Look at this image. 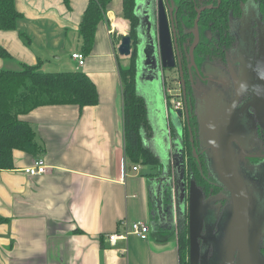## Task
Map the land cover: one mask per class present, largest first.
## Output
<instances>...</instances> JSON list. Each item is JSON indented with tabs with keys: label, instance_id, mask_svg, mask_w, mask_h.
Here are the masks:
<instances>
[{
	"label": "crops",
	"instance_id": "crops-1",
	"mask_svg": "<svg viewBox=\"0 0 264 264\" xmlns=\"http://www.w3.org/2000/svg\"><path fill=\"white\" fill-rule=\"evenodd\" d=\"M88 3L15 0L23 17L16 30L0 29V46L12 60L41 69L51 64L55 71L81 70L99 91L96 105L47 104L21 115L35 127L41 151L35 157L16 152L15 168L0 172V216L6 220L0 222V264H181L164 190L160 212L154 199V170L141 165L133 171L126 156L119 69L125 57L118 44L130 33V20L123 17V0H111L96 28L93 50L79 66L72 54L82 53L79 31ZM9 60L0 58V70ZM142 95L154 132L158 108L168 102L164 93ZM142 141L152 150L149 136L143 134ZM38 157L47 163V172L27 175L23 169ZM182 217H187L186 209ZM123 220L147 222L149 238L130 234L127 240L110 242Z\"/></svg>",
	"mask_w": 264,
	"mask_h": 264
},
{
	"label": "flooded vegetation",
	"instance_id": "flooded-vegetation-1",
	"mask_svg": "<svg viewBox=\"0 0 264 264\" xmlns=\"http://www.w3.org/2000/svg\"><path fill=\"white\" fill-rule=\"evenodd\" d=\"M174 1L177 7H180V1ZM187 1L188 7H194L195 14L192 15V10L181 7L179 14L183 16L188 29L194 27L199 16L198 11L203 8L199 19L200 44L194 52L199 71L192 69L191 74L184 70L183 83L180 73L174 70L168 85V74L164 70L163 93L167 101L169 87L176 89L182 101L180 110L183 115L184 134L181 139L185 144L187 186L189 190L190 182L194 180L202 194L201 214L204 220L199 237V250L195 255L196 262L219 264L221 249H216L215 234L222 221L229 215L233 204L228 189L222 185L217 171L213 169L211 150L202 144L210 139V126L215 118L219 116L218 122L222 123L224 113L232 104L237 89L243 87L244 93L233 112L236 128L233 156L243 182L256 201L251 218L261 236L259 255L264 264V0ZM208 12H214L216 19L208 18L203 22L202 18H207ZM216 21H222L221 25L216 26ZM186 39L190 48L194 41L193 32L188 33ZM133 45L136 49L135 43ZM145 83L136 85L140 86L142 92L146 91V95L156 96ZM187 110L191 115L190 119L187 117ZM168 130L170 138L176 139L177 131L171 126ZM150 141L151 145H154L151 151L161 163L160 149L153 135ZM253 158L259 161L254 162ZM191 159V163L194 162L193 165L200 168L203 183L196 179L194 168L189 165ZM182 215L180 223L185 221ZM207 247L209 249H206Z\"/></svg>",
	"mask_w": 264,
	"mask_h": 264
},
{
	"label": "water",
	"instance_id": "water-1",
	"mask_svg": "<svg viewBox=\"0 0 264 264\" xmlns=\"http://www.w3.org/2000/svg\"><path fill=\"white\" fill-rule=\"evenodd\" d=\"M134 3V15L139 20L135 28L136 39L131 32L123 35L118 44V53L122 57L129 58L136 50V83L146 82L147 88L156 96L161 97L164 70L169 73L177 70L183 83L184 70L191 74L192 69L199 71L194 52L200 44L199 19L203 8L198 11L199 16L194 27L188 29L183 16L179 14L180 7H177L174 0H135ZM191 32L194 34V41L189 48L186 35ZM134 43L136 49H134ZM243 93L244 88L239 87L232 104L224 113L222 123L218 122L219 116L215 118L210 126V139L202 144L211 150L213 169L217 171V177L228 189L230 199L233 201L229 215L222 221L215 234L216 249L217 251L221 249L219 264H263L261 255H259L261 236L251 218L256 201L243 182L233 156L234 134L236 133L233 112ZM186 113L190 119L191 115L188 110ZM157 116L158 123L153 137L159 146L162 160L156 167L155 173L150 176V180L156 184L154 199L157 201V208L160 212L162 209L160 193L164 190L165 201L170 209L173 203L171 186L175 180V201L178 203L179 212L183 214L186 209L189 215L191 243L189 257L192 264H197L195 255L199 250V237L204 220L201 214L203 200L201 191L194 180L190 182L189 190L187 186L185 144L181 139L184 134L182 111L180 109L175 111L170 106L163 108V105H160ZM169 126L177 131L176 139L170 138ZM194 152H196L195 148Z\"/></svg>",
	"mask_w": 264,
	"mask_h": 264
},
{
	"label": "trees",
	"instance_id": "trees-1",
	"mask_svg": "<svg viewBox=\"0 0 264 264\" xmlns=\"http://www.w3.org/2000/svg\"><path fill=\"white\" fill-rule=\"evenodd\" d=\"M181 9L192 10L188 7L189 1L179 0ZM111 0H89V5L82 16L80 26L82 37V53L84 56L93 50L96 28L104 19ZM135 0H123V17L130 20V32L136 39L135 28L138 25V18L134 15ZM241 2V0H240ZM239 4V3H238ZM237 4V5H238ZM235 5V7L237 6ZM213 14H215L213 12ZM210 12L207 18L216 19ZM23 14L15 6V0H0V29L16 30L18 19ZM222 22V21H220ZM217 22L216 26H220ZM224 25V24H223ZM23 39L29 41V37L24 33ZM136 50L129 58L130 64H120V74L124 95V131L127 159L133 165L140 163L143 165H159V159L150 148L143 145V131L151 129L150 118L148 116V106L144 98L137 93V60ZM0 58L11 59L12 54L4 46H0ZM99 102V91L94 80L81 70H60L42 71L39 64L22 63V69L0 70V172L10 168H15V154L24 151L32 157L37 156L40 151V142L36 134L35 127L24 120L21 115L32 111L38 106L47 104L62 105L74 104L81 108L96 105ZM150 131V130H149ZM191 158V156H190ZM192 159L189 165L194 168L196 179L201 182L200 168L193 165ZM34 164V162H33ZM32 164V165H33ZM189 168V166H188ZM199 168V169H198ZM188 171V169H187ZM203 183V182H201ZM168 197V193H167ZM6 221L0 216V222ZM179 258L181 264L189 257L190 253V229L184 222L180 223L178 234ZM190 261V257H189Z\"/></svg>",
	"mask_w": 264,
	"mask_h": 264
},
{
	"label": "built area",
	"instance_id": "built-area-1",
	"mask_svg": "<svg viewBox=\"0 0 264 264\" xmlns=\"http://www.w3.org/2000/svg\"><path fill=\"white\" fill-rule=\"evenodd\" d=\"M72 58L78 61L79 66H83L86 63V56H84L83 53L74 52L72 54ZM167 96L168 105L173 110L176 111L177 109H180L182 107V101L180 100L179 94L176 89L173 90L169 87ZM132 168L133 171H135L139 168V166L138 164H135ZM23 170L27 175L35 176L38 174L46 173L48 170V165L43 158L38 157L35 159L33 165L25 167ZM122 174L123 177L127 175V168L124 159H122ZM120 228L121 230H119L118 232H114L109 235L108 240H110V242L115 243L116 241L127 240L130 234H134L136 236L138 235L140 238L146 240L149 238V234L151 232L148 223L142 220H138L137 222H129L127 220H123L120 223Z\"/></svg>",
	"mask_w": 264,
	"mask_h": 264
},
{
	"label": "rangeland",
	"instance_id": "rangeland-1",
	"mask_svg": "<svg viewBox=\"0 0 264 264\" xmlns=\"http://www.w3.org/2000/svg\"><path fill=\"white\" fill-rule=\"evenodd\" d=\"M129 58H121L122 64L123 65H129L130 64ZM4 63H5V65L3 66V68L13 69V70L22 69V64L19 63L18 60H14V59L12 60V59H10L9 61H6ZM6 63H9L11 65H8ZM41 70L44 71V72H46V71H55L57 69L53 65L48 64V65H46V67L44 69H41ZM166 73L168 74L166 77H167V84L169 85V83H170V81H171V79L173 77V74L172 73H169V72H166ZM136 88H137V93L140 96L143 97L142 92H141L142 89L140 88V86L138 85ZM141 131H143L142 134H144V137H146V136L148 137L149 136V138H151V135H154L153 130H151L150 128L148 130L142 129ZM143 145H144V143H143ZM145 147H146V145H145ZM252 160H254V162H256V163L259 161V159H256V158H253ZM129 163L132 164V162L130 160H129ZM136 164H138L139 168H140L141 165L144 166V167H149L150 166L154 170V172H152V173H155L156 167H154V165H151V164H149V165H143V164H140V163H136ZM174 181H173V185L171 186V188L173 189L172 190V194H171L172 195V201H173V203H171V208L170 209H168V206H169V204H168L167 205V209H168L169 215H171L172 226H173L174 232L176 233L177 242H178V234L180 232V218H181V215H180V212H179L178 203H177V201H175ZM188 216L189 215H187V217H185V223L186 224H188ZM182 264H192V263H191V260L189 261V257L187 256V258L183 260V263Z\"/></svg>",
	"mask_w": 264,
	"mask_h": 264
}]
</instances>
